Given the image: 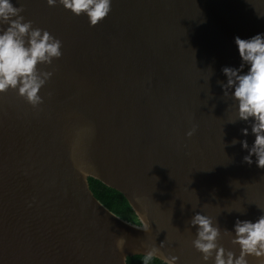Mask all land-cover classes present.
<instances>
[{
    "label": "water",
    "instance_id": "obj_1",
    "mask_svg": "<svg viewBox=\"0 0 264 264\" xmlns=\"http://www.w3.org/2000/svg\"><path fill=\"white\" fill-rule=\"evenodd\" d=\"M135 255L264 264V0H0V264Z\"/></svg>",
    "mask_w": 264,
    "mask_h": 264
},
{
    "label": "trees",
    "instance_id": "obj_2",
    "mask_svg": "<svg viewBox=\"0 0 264 264\" xmlns=\"http://www.w3.org/2000/svg\"><path fill=\"white\" fill-rule=\"evenodd\" d=\"M90 190L92 191L95 198H97L105 207L110 211L118 215L119 217L131 222L138 224L137 217L130 208L126 199L121 193L113 190L99 181L89 178L88 179ZM126 264H165L162 261L142 255L130 256L126 260Z\"/></svg>",
    "mask_w": 264,
    "mask_h": 264
}]
</instances>
